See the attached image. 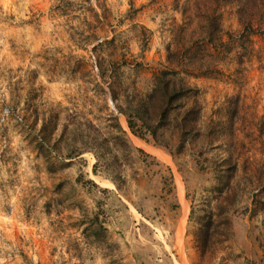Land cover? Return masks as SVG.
Instances as JSON below:
<instances>
[{
	"label": "rangeland",
	"instance_id": "rangeland-1",
	"mask_svg": "<svg viewBox=\"0 0 264 264\" xmlns=\"http://www.w3.org/2000/svg\"><path fill=\"white\" fill-rule=\"evenodd\" d=\"M196 1L0 0V264H264V18Z\"/></svg>",
	"mask_w": 264,
	"mask_h": 264
},
{
	"label": "trees",
	"instance_id": "trees-1",
	"mask_svg": "<svg viewBox=\"0 0 264 264\" xmlns=\"http://www.w3.org/2000/svg\"><path fill=\"white\" fill-rule=\"evenodd\" d=\"M236 2L238 3V5H236ZM196 3L200 4L199 10H201V13L199 11L198 18H200L204 24V31L202 37H198V40H196L193 44H195L197 47L199 46V48L201 49L200 51L205 54H208L211 49L216 51H218V49H222V52L219 54L226 57L228 54L232 53V51L234 50L233 48L237 46L238 41L240 42L239 44H241L240 48L247 49L249 43L252 42L250 35L262 32V28L260 26L261 20L255 19L254 21L253 19L256 11L262 13L259 14V17L264 18V12L262 11L263 5L261 4L262 0H216L215 2L213 1V3L210 5L208 3H204L203 0H198L196 1ZM228 3H232L235 5L236 13L244 30L240 37H227L228 41H225V37L223 36L226 31L223 29L222 18L218 13V10H220V7H223L224 4ZM207 11H210V13H208ZM211 72L219 73V70L211 67ZM170 76V72L167 71H162L156 75V79L158 81L157 88L164 91V100L168 103L173 102L177 98H180L182 95L187 96L186 93L189 92V90L185 89L184 87H180L177 93V90L173 89V86H175L173 84L174 79H172ZM173 93L175 95L170 96ZM113 99L114 101L116 100L114 96ZM190 113L198 117L200 109L196 107L193 110L187 112L188 115ZM167 115L168 112L166 111V109H164L161 113V123H165ZM129 127L136 135L137 132H135V123L132 119L129 120ZM152 135L155 136V133H152ZM212 225L213 223L210 222V225L204 228V230H202L199 234V242L202 254H205L207 252V247L205 244L211 239L212 234L210 233V230Z\"/></svg>",
	"mask_w": 264,
	"mask_h": 264
}]
</instances>
